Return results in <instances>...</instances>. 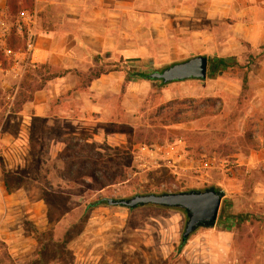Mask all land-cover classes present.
<instances>
[{
  "label": "rangeland",
  "instance_id": "374dc122",
  "mask_svg": "<svg viewBox=\"0 0 264 264\" xmlns=\"http://www.w3.org/2000/svg\"><path fill=\"white\" fill-rule=\"evenodd\" d=\"M210 187L183 245L184 210L105 202ZM0 264H264V0H0Z\"/></svg>",
  "mask_w": 264,
  "mask_h": 264
},
{
  "label": "water",
  "instance_id": "95a60500",
  "mask_svg": "<svg viewBox=\"0 0 264 264\" xmlns=\"http://www.w3.org/2000/svg\"><path fill=\"white\" fill-rule=\"evenodd\" d=\"M208 60L206 56H194L185 61L172 64L160 71L147 74L148 79L161 81L163 84L185 80L206 78ZM224 191L219 188L188 190L178 193L135 194L128 198L105 199L109 206H119L134 210L147 205L184 210L187 220L181 233V242L185 243L197 229L214 227Z\"/></svg>",
  "mask_w": 264,
  "mask_h": 264
},
{
  "label": "trees",
  "instance_id": "16d2710c",
  "mask_svg": "<svg viewBox=\"0 0 264 264\" xmlns=\"http://www.w3.org/2000/svg\"><path fill=\"white\" fill-rule=\"evenodd\" d=\"M11 6L15 7L14 4H11ZM47 67H48L47 65H40V68L48 69ZM103 73H104L103 71H101V72L98 71V72L92 74V77H91L90 81H93L94 79H97ZM126 73H127V75L129 77L151 80V79H148L147 74H145L143 72L126 71ZM62 76H64L63 73L62 74H60V73H47V75L45 76V81H49L51 79L62 77ZM244 81H246V78H244ZM41 87H42V84L39 85V87H36L35 89H33V91L40 90ZM31 100H32V97H29L27 101H31ZM103 201H104V199H98L95 202L89 203V206L90 207H98V206L102 205ZM157 208H160V207L157 206ZM183 244L184 243L181 242V245H183Z\"/></svg>",
  "mask_w": 264,
  "mask_h": 264
}]
</instances>
